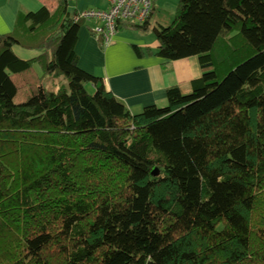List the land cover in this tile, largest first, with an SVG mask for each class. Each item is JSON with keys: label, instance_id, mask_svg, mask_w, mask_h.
Wrapping results in <instances>:
<instances>
[{"label": "trees", "instance_id": "16d2710c", "mask_svg": "<svg viewBox=\"0 0 264 264\" xmlns=\"http://www.w3.org/2000/svg\"><path fill=\"white\" fill-rule=\"evenodd\" d=\"M76 14L0 35V264H264V0H180L157 55L202 75L138 114L79 67Z\"/></svg>", "mask_w": 264, "mask_h": 264}, {"label": "crops", "instance_id": "0c3cea01", "mask_svg": "<svg viewBox=\"0 0 264 264\" xmlns=\"http://www.w3.org/2000/svg\"><path fill=\"white\" fill-rule=\"evenodd\" d=\"M65 1L70 13L109 8L108 0H0V35L13 31L20 12H36L43 7L53 12ZM152 2L147 31L123 26L106 45L94 35V22L81 21L75 47L79 67L102 78L109 90L134 114L148 105H165L170 87L186 86L202 75L196 56L169 61L157 55L159 42L154 29L173 21L180 0ZM14 50L23 59L40 54L37 51L24 54L26 52L19 46Z\"/></svg>", "mask_w": 264, "mask_h": 264}, {"label": "built area", "instance_id": "2783aa9c", "mask_svg": "<svg viewBox=\"0 0 264 264\" xmlns=\"http://www.w3.org/2000/svg\"><path fill=\"white\" fill-rule=\"evenodd\" d=\"M107 10L88 9L76 14L75 21L95 23L94 35L106 45L118 33L123 23L144 25L153 11L152 0H108Z\"/></svg>", "mask_w": 264, "mask_h": 264}, {"label": "rangeland", "instance_id": "374dc122", "mask_svg": "<svg viewBox=\"0 0 264 264\" xmlns=\"http://www.w3.org/2000/svg\"><path fill=\"white\" fill-rule=\"evenodd\" d=\"M16 47H18V46H15L14 49H16ZM14 51H15V50H14ZM22 52H26V53H24V54H27V55H28V53H30V54H34V53H35V51H25V49H23ZM86 88H87V90H88L90 93H93V92H94V91L92 90L93 88H92L89 84H87ZM162 106H163V105H162Z\"/></svg>", "mask_w": 264, "mask_h": 264}, {"label": "water", "instance_id": "95a60500", "mask_svg": "<svg viewBox=\"0 0 264 264\" xmlns=\"http://www.w3.org/2000/svg\"><path fill=\"white\" fill-rule=\"evenodd\" d=\"M155 174V173H154Z\"/></svg>", "mask_w": 264, "mask_h": 264}]
</instances>
